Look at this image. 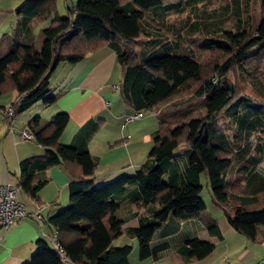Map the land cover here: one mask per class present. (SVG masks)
Returning a JSON list of instances; mask_svg holds the SVG:
<instances>
[{
	"label": "trees",
	"instance_id": "obj_1",
	"mask_svg": "<svg viewBox=\"0 0 264 264\" xmlns=\"http://www.w3.org/2000/svg\"><path fill=\"white\" fill-rule=\"evenodd\" d=\"M58 1L24 0L15 9L19 17L16 28L0 39V95L17 93L11 104L15 118L39 102L50 106L57 101L50 92V78L61 63L78 64L90 53L109 47L122 68L117 86L121 99L132 108V115L153 112L159 120L145 164L134 175H123L100 187L93 186L98 165L90 152L60 143L70 123L68 113H59L48 122L35 117L27 124L45 155L20 164V192L36 197L47 184L38 174L56 166H67L73 176L69 206L49 219L68 264H130L133 246L114 245L124 234L137 240L140 260L158 259L163 247L151 244L159 230L204 214L203 174H207L212 197L230 226L257 242L264 234L259 229L264 228V207L230 208V192L243 182V172L250 170L246 158L263 148L251 137L264 139V0H257L259 24L242 39L239 31L224 30L225 16L231 14L240 29L250 0H77L72 8L66 4L69 14L64 17L58 14ZM201 2L224 5L213 22L192 25L194 32L198 29L197 34L205 37L197 44L199 55L179 41L151 39V30L161 33L165 29L181 40L176 35L179 29L175 31L165 17L194 10ZM42 24L48 26L36 37L35 27ZM152 44L160 50L147 52L145 48ZM233 73L242 77V83L231 79ZM245 83L263 103L242 96ZM186 96L200 100L202 113L192 101L170 113H156ZM222 113H227L233 130L221 128ZM184 147L182 166L175 158ZM235 161L240 163L236 162L239 177L232 184L229 175ZM126 193L132 204L143 205L150 215L139 218V227L124 230L125 222L118 213ZM207 228L218 234L214 220H208ZM214 250V244L193 239L180 254L187 261H201ZM26 264L64 263L47 241L39 240Z\"/></svg>",
	"mask_w": 264,
	"mask_h": 264
},
{
	"label": "crops",
	"instance_id": "obj_2",
	"mask_svg": "<svg viewBox=\"0 0 264 264\" xmlns=\"http://www.w3.org/2000/svg\"><path fill=\"white\" fill-rule=\"evenodd\" d=\"M17 7L0 5V39L11 35L16 28L19 20L15 13ZM47 26L48 24H42L35 29L39 28L41 31ZM121 76L122 68L115 51L106 47L90 53L78 64L61 63L57 67L50 78V92L57 97V101L49 109L44 110L41 105L43 103L39 102L8 123L5 109L16 101L18 95L15 91L0 95V185L18 186L20 164L45 155V149L36 140H22L21 132L27 130V124L35 117L48 122L63 112L70 116V123L60 143L86 148L94 157L98 165L94 187L111 183L123 175H134L149 157L159 120L154 113V118L144 116L140 120L126 121L133 110L124 103L119 91L114 88L119 85ZM258 138L252 136L251 141H255V144L259 141L263 148H257V151L251 152L246 158L250 170L243 172L244 180L237 189L233 190L231 187L230 208L237 206L259 210L264 207V139ZM180 152H176L175 159H179L177 162L183 166L185 161L180 157ZM238 161L232 167L234 171L233 174L230 172L229 176L232 177L229 183L234 184L239 177ZM38 178L46 180L47 184L36 197L22 191L19 193V200L30 216L7 230L0 226V264L30 262L39 240H45L53 247L56 232L49 219L69 206V186L73 176L67 166L61 165L38 174ZM127 195L126 193L125 198L121 199L118 213L125 222L124 230L139 227V218L150 215L143 205L132 204ZM204 202L206 210L201 218L167 224L157 232L151 245L163 248L156 260H140L137 240L126 234L115 240L114 245L133 246L130 264H264V228H259L262 234L257 242H253L234 231L212 194L210 203ZM37 204L43 207L39 211L41 218L35 215ZM208 220L217 223L218 234L208 230ZM193 239L214 244V252L204 260L187 261L180 254V249Z\"/></svg>",
	"mask_w": 264,
	"mask_h": 264
},
{
	"label": "rangeland",
	"instance_id": "obj_3",
	"mask_svg": "<svg viewBox=\"0 0 264 264\" xmlns=\"http://www.w3.org/2000/svg\"><path fill=\"white\" fill-rule=\"evenodd\" d=\"M20 2H21V0H1L0 5L2 7H10L11 5L18 6V4H20ZM66 4H68V6L72 8L73 6H75L77 4V0H68L67 3L65 2V0H59L58 1V14L62 17L67 16V14H69ZM222 5H224V3L201 2L197 5L196 9H194V10L187 11L183 14H170V15L165 17L164 21L166 23H168V25L175 26L176 27L175 31H176V29H179L178 31H176V35H178V33H179L180 37H182L181 40L175 36L174 31L166 32L165 29H162L161 33L160 32H154L151 30V32L153 34V36H151V39L158 38L161 41H174V40H176L177 42L179 41L186 48L194 50L197 53V55H199V51H197V44H200L205 37L201 34H197V32L199 31L198 29L196 30L197 32H194L195 30L192 28L193 27L192 25L195 24L196 22H197L196 25L200 22L201 23L213 22L215 19H217V18H214V15L222 14ZM225 17H227V19H226L227 22L223 26L224 30L230 31L233 33H236L237 31H239L240 38L242 39L243 37L248 35L249 32L254 31L255 27L259 24V20H260L259 2L257 0H250L249 1V3H248V14L243 15V19H242L243 22L240 25V29H238L239 25H237L238 23L236 22L235 18L231 16V14H229ZM38 30H39V28L35 29V36L36 37H38V35L40 33V30L39 31ZM214 37L218 38L219 36L214 35ZM145 49H147V52L152 51V50L157 51V49L160 50V48L155 46L154 44L150 45L149 47H146ZM180 52L183 53V51H180ZM180 52L179 53L178 52H172V54H181ZM238 76H239L238 74L233 73L230 77L232 80L235 78V79H238L237 81H239V83H242L241 82L242 77L239 76V78H238ZM242 92H243L242 96L245 99L251 100L255 103H263V100H261L260 98H258L254 94V92L252 91L251 85H249L247 83L243 84ZM191 98L192 97L186 96V97H181L177 100L171 101L170 103L164 105L161 109H157L156 113L162 112L164 110L167 111V113H170L171 111L175 110L174 109L175 107H178L180 105H186L190 101H192L191 103H196L197 105H199L200 100H197V101L194 100L193 101V100H191ZM41 105L44 108V110L50 108V106L47 107V106H44L43 104H41ZM200 107L201 106L199 105L198 109L201 110V113H202V109H200ZM201 113L199 112V114H201ZM143 114L147 118H154L153 112H145ZM196 116H197V114H196ZM219 122H220L221 128L224 131H230L231 127L233 130V126L230 125L227 113H222L219 116ZM254 135L257 136L258 133L254 134ZM184 149H186V147H184L182 150H180L181 151L180 153L182 155H184V152H183ZM201 183L203 186L202 197L204 198V200L207 203H210L211 189H210L207 174H203ZM120 244H122V243H120Z\"/></svg>",
	"mask_w": 264,
	"mask_h": 264
},
{
	"label": "built area",
	"instance_id": "obj_4",
	"mask_svg": "<svg viewBox=\"0 0 264 264\" xmlns=\"http://www.w3.org/2000/svg\"><path fill=\"white\" fill-rule=\"evenodd\" d=\"M118 90L117 86L114 87ZM5 116L7 119H14V111L11 106L7 107L5 110ZM144 117L143 113H137L132 116L127 117L126 121L140 120ZM21 138L25 141H34V136L27 130L21 132ZM20 188L15 185H0V226L7 230L14 224H16L21 219L27 218L30 215L26 212L24 205L19 200ZM37 211L36 216L41 218L39 211L43 208L41 205H36ZM53 241V249L58 253L62 262L68 264L65 258L64 252L59 246L58 235L55 233Z\"/></svg>",
	"mask_w": 264,
	"mask_h": 264
}]
</instances>
